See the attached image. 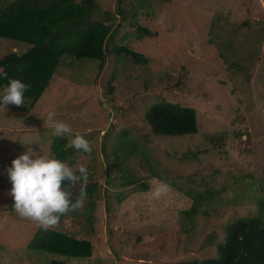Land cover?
<instances>
[{
	"label": "rangeland",
	"instance_id": "obj_1",
	"mask_svg": "<svg viewBox=\"0 0 264 264\" xmlns=\"http://www.w3.org/2000/svg\"><path fill=\"white\" fill-rule=\"evenodd\" d=\"M118 1L130 5L127 17ZM91 18L111 25L108 45L126 44L147 60L106 48L100 68L97 59L65 54L29 112L16 114L28 99L0 108V264H163L214 255L229 221L264 215V0H94ZM132 19L152 35L139 37ZM3 39L0 55L27 47ZM163 99L194 107L198 131L153 134L145 112ZM49 111L92 148L84 153L65 135L72 152L63 161L88 169L86 182L65 189L75 203L85 183L96 191L48 228L89 239V257L33 248L43 227L9 208L6 168L24 143L53 156Z\"/></svg>",
	"mask_w": 264,
	"mask_h": 264
},
{
	"label": "trees",
	"instance_id": "obj_2",
	"mask_svg": "<svg viewBox=\"0 0 264 264\" xmlns=\"http://www.w3.org/2000/svg\"><path fill=\"white\" fill-rule=\"evenodd\" d=\"M118 2L121 3L118 6L120 15L127 17L130 5ZM93 4L94 0H11L0 7V39L15 41L10 46L18 42L27 44L22 51L0 55V69L7 72V77L0 78V87L7 84L9 78H19L29 85L25 91V99L29 100V104L16 114L23 115L34 106L51 83L65 54L74 58L97 59L100 68L106 62V48L116 54L125 53L139 63L147 60L146 55L126 44L108 45L111 25L105 20L91 18ZM132 20L129 24L136 27L139 37L152 35L147 25ZM11 112H15V109ZM145 118L151 132L159 136H181L198 131L194 107L164 99L151 104L145 112ZM51 152L57 159H67L72 152L67 137L54 136ZM128 183L132 184L133 181ZM72 184L65 181L63 186L69 188ZM95 191L94 184H86L85 195H92ZM70 198L75 203V198ZM12 203L11 200L10 209H14ZM260 207L263 212L264 202ZM31 246L37 250L73 257H89L93 249L89 239L53 228H41ZM215 249L214 255L200 260L184 259L163 264H264V215H247L229 221L225 226V239L217 242Z\"/></svg>",
	"mask_w": 264,
	"mask_h": 264
},
{
	"label": "clouds",
	"instance_id": "obj_3",
	"mask_svg": "<svg viewBox=\"0 0 264 264\" xmlns=\"http://www.w3.org/2000/svg\"><path fill=\"white\" fill-rule=\"evenodd\" d=\"M7 77V72L0 69V78ZM29 85L19 78H9L7 84L0 87V108L7 110L10 104L22 105L25 100V91ZM56 113L49 111L45 121L51 128L54 136H71L70 126L55 118ZM36 141H27L29 145L24 152L17 155L6 168L7 177L11 183L8 194L12 197V205L22 216L38 222L43 228L56 225L60 216L70 208L82 205L86 192V183L80 190L81 199L75 204L71 194L65 189L64 182L76 183L87 181L88 169L80 165L74 171L65 161L40 151L30 145ZM39 145V144H38ZM71 146L91 153L90 143L83 135L71 136Z\"/></svg>",
	"mask_w": 264,
	"mask_h": 264
}]
</instances>
